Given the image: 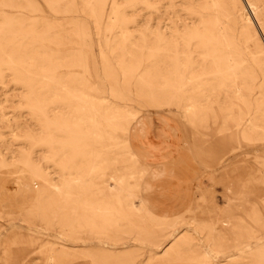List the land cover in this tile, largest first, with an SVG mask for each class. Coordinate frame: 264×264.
Wrapping results in <instances>:
<instances>
[{"label": "rangeland", "instance_id": "rangeland-1", "mask_svg": "<svg viewBox=\"0 0 264 264\" xmlns=\"http://www.w3.org/2000/svg\"><path fill=\"white\" fill-rule=\"evenodd\" d=\"M0 264H264V0H0Z\"/></svg>", "mask_w": 264, "mask_h": 264}, {"label": "crops", "instance_id": "crops-1", "mask_svg": "<svg viewBox=\"0 0 264 264\" xmlns=\"http://www.w3.org/2000/svg\"><path fill=\"white\" fill-rule=\"evenodd\" d=\"M137 151L140 154H142L145 158L148 157V159H150V154L148 151H142V150L141 151L137 150ZM162 167H163V178L168 179L169 176L171 175V171L164 165ZM152 187L153 186L151 184H149L148 186L146 185V189L144 190L143 195L145 200L148 201L151 207L157 212L159 211L167 215L176 214L178 211H180V208H185L191 202V194H190L187 198H185V200L181 201L179 204L174 205L173 206L174 208L166 206L163 199L164 192L161 190V187L158 188L159 193L157 194L150 193L152 190H154Z\"/></svg>", "mask_w": 264, "mask_h": 264}, {"label": "bare ground", "instance_id": "bare-ground-1", "mask_svg": "<svg viewBox=\"0 0 264 264\" xmlns=\"http://www.w3.org/2000/svg\"><path fill=\"white\" fill-rule=\"evenodd\" d=\"M37 20V19H36ZM15 44V43H14ZM233 68H235V67H233ZM81 96V95H80ZM89 97V96H88ZM85 107V106H84ZM136 113V112H135ZM132 116V115H131ZM137 116H139V115H137ZM133 117V116H132ZM146 117V116H145ZM143 118V117H142ZM132 120H134V119H132ZM136 120V119H135ZM136 124V123H135ZM87 136V135H86ZM97 139V138H96ZM110 142V141H109ZM86 154H89V153H87L86 152ZM91 154V153H90ZM93 155V154H92ZM88 156V155H87ZM91 156V155H90ZM93 158V157H92ZM88 160V159H87ZM94 159H92L91 160V162L93 161ZM88 161H90V160H88ZM89 164V163H88ZM92 164V163H91ZM90 164V165H91ZM92 180V179H91ZM84 182V181H83ZM82 183V182H81ZM80 183V184H81ZM93 183V182H92ZM21 184V183H20ZM95 184V183H94ZM75 185H77V184H75ZM91 185V184H90ZM89 185V186H90ZM93 185V184H92ZM197 185V184H196ZM69 186V185H68ZM84 186V185H83ZM80 187H81V185H80ZM79 187V188H80ZM91 187V186H90ZM141 188H142V190H145L146 189V185L144 184V182H142V186H141ZM67 191V190H66ZM82 191H83V189H82ZM100 192V191H99ZM79 193V192H78ZM77 193V194H78ZM58 195H60V194H58ZM75 195V194H74ZM100 195V194H99ZM69 196V195H68ZM70 196H72V195H70ZM117 196V195H116ZM71 198V197H70ZM68 199V198H67ZM74 199V198H73ZM69 200V199H68ZM67 201V200H66ZM85 202L87 201V200H84ZM69 202H71L70 200H69ZM104 202V201H103ZM88 203V202H87ZM70 204V203H69ZM102 204V203H101ZM76 205V204H75ZM85 205H87V204H85ZM109 206V205H108ZM108 206H107V208H108ZM105 207V206H104ZM77 208V207H76ZM85 208V207H84ZM112 208V207H111ZM142 209L145 211V212H151V211H149V209H150V204L148 203V201H146V200H143V206H142ZM76 210V209H75ZM74 210V211H75ZM97 210V209H96ZM114 211V210H113ZM86 212V211H85ZM112 212V211H111ZM82 213V212H81ZM94 213V212H93ZM97 213H99V212H96L95 214H97ZM108 213V212H107ZM147 213V214H148ZM152 213V212H151ZM100 214V213H99ZM76 215V214H75ZM74 215V216H75ZM80 215V214H79ZM86 215V214H85ZM82 216V215H81ZM89 216V215H88ZM96 216H98V215H96ZM101 216V215H100ZM99 216V217H100ZM104 216V215H103ZM76 217H78V216H76ZM91 217V216H90ZM102 217V216H101ZM111 217V216H110ZM114 217V216H113ZM95 218V217H94ZM101 219V218H100ZM104 220V219H103ZM88 221H90V220H88ZM94 221V220H93ZM99 221V220H98ZM112 221V220H111ZM165 221H167V219L165 220ZM175 221V220H174ZM92 222V221H91ZM105 222H107V220H105ZM86 223V222H85ZM84 223V224H85ZM93 223H95V222H93ZM100 223V222H99ZM18 224V223H17ZM22 225V224H21ZM92 225H94V224H92ZM91 225V226H92ZM158 225V224H157ZM19 226H20V224H19ZM97 226V225H96ZM99 226V225H98ZM133 226V225H132ZM93 227V226H92ZM135 227H137V226H135ZM139 227V226H138ZM190 227V226H189ZM193 227V226H192ZM103 228V227H102ZM92 229V228H91ZM90 229V230H91ZM100 229V228H99ZM135 229H138V228H135ZM134 229V230H135ZM191 230V229H190ZM150 231V230H149ZM193 231V230H192ZM45 232V231H44ZM139 232V231H138ZM147 232V231H146ZM152 232V231H151ZM194 233V232H193ZM143 234V233H142ZM200 235V234H199ZM147 236V235H146ZM260 238V237H259ZM257 240V239H256ZM204 245V244H203ZM52 246V245H51ZM163 246V245H162ZM204 247V250L206 251V253L207 254H212L213 255V257L216 259V258H218L219 256H218V253L216 252V251H214V250H212V249H210L207 245H204L203 246ZM53 248V247H52ZM52 248H51V250H52ZM53 250H55L54 248H53ZM51 253V252H50Z\"/></svg>", "mask_w": 264, "mask_h": 264}]
</instances>
